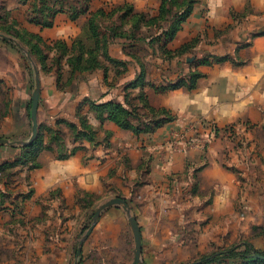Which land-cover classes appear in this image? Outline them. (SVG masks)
Segmentation results:
<instances>
[{
    "label": "rangeland",
    "instance_id": "rangeland-1",
    "mask_svg": "<svg viewBox=\"0 0 264 264\" xmlns=\"http://www.w3.org/2000/svg\"><path fill=\"white\" fill-rule=\"evenodd\" d=\"M198 2L0 0V139L7 140L0 144L7 151L5 159L0 155V264H133L131 217L140 229L144 264H205L245 251L249 260H262L255 255L264 256V129L254 135L239 125L193 121L155 144L162 163L180 152L207 155L215 147L232 179L231 203L211 205L218 191L209 183L199 189L203 168L187 161L183 174L164 181L185 183L167 193H182L188 205L166 198L158 207L160 223L146 220L152 207L138 198L141 188L163 180L154 156L135 164L124 157L117 171L109 166L118 132L155 137L178 119L161 97L193 91L197 69L224 60L196 59L199 36L177 43ZM99 149L107 165L100 180L80 175L78 163L68 170L69 161H94ZM38 183L52 188L42 191ZM116 199L124 203L105 208L95 220ZM156 224L162 229L154 236Z\"/></svg>",
    "mask_w": 264,
    "mask_h": 264
},
{
    "label": "crops",
    "instance_id": "crops-1",
    "mask_svg": "<svg viewBox=\"0 0 264 264\" xmlns=\"http://www.w3.org/2000/svg\"><path fill=\"white\" fill-rule=\"evenodd\" d=\"M233 12L240 14V18H233ZM198 36L200 42L195 49L196 59H211V62L215 58L224 60L199 67L197 71L201 77L193 91L180 89L161 97V105L172 110L178 119L156 131L155 137L141 136L138 139L130 134L118 132L113 139L109 156L111 169L117 171V163H120L121 167L124 166V157L130 158L135 164L139 159L153 155V165L163 177L160 183L147 184L138 192L140 202L152 207L151 217L146 218L147 221L161 222L158 207L164 205L166 198H172L173 195L167 193L170 187H173L174 191L183 190L185 183L173 185L164 179L169 174H183L187 161H191L195 169L203 168L199 189L205 190L206 183H209L214 186L216 192L218 191L216 196H211V205L224 206L231 203V174L221 164L222 161H219L223 157L219 149L214 147L207 155L197 151L187 155L180 152L173 155L169 163L159 160L160 152L156 151L154 145L166 141L172 130H178L193 121L194 124L213 122L220 127L239 125L244 133L252 129L254 135L257 134L256 130L260 131L261 135L264 129V0H199L183 31L178 35L177 43L184 44L190 38ZM112 130L117 132L113 128ZM250 133H246V136H250L252 141H263V137H252ZM0 155L1 159H5L7 151L0 150ZM103 158H106L105 154L99 149L95 153L94 161L82 162L79 158V161H69L66 166L70 170L72 163H78L77 172L80 175L86 178L93 174L94 178L100 180L107 168ZM57 167V164L52 165V169L48 170L51 177L47 182L53 178ZM119 173L120 170L118 175ZM38 184L42 191L52 188L49 183ZM221 189L225 192H220ZM175 196L178 197L180 205H188V202L183 200L182 193ZM194 199V205L200 204L197 195ZM207 202L208 199L205 204ZM200 219V213L195 212L194 222ZM161 229V224L154 225V236Z\"/></svg>",
    "mask_w": 264,
    "mask_h": 264
},
{
    "label": "water",
    "instance_id": "water-1",
    "mask_svg": "<svg viewBox=\"0 0 264 264\" xmlns=\"http://www.w3.org/2000/svg\"><path fill=\"white\" fill-rule=\"evenodd\" d=\"M38 97H39V92H36L34 94V101H33V119H34V137H36L37 135V117H36V111H37V105H38ZM7 143V140H4V139H0V144H5ZM119 203H124L123 200L121 199H116V200H113V201H110L109 203L105 204L104 206H102L96 213V217H95V220L98 219V217L100 216L101 212L113 205V204H119ZM130 221H131V225L133 227V230H134V234H135V239H136V251H135V261L133 264H144L142 259H141V248H142V245H141V234H140V229L138 227V224L135 220V218L131 217L130 218ZM94 227V226H93ZM93 227L90 229V231L87 233V235H89V233H91V231L93 230ZM81 252L82 250L79 249L78 251V255H81ZM255 258L257 259H262L264 260V256L262 255H255ZM76 264H78V262H76Z\"/></svg>",
    "mask_w": 264,
    "mask_h": 264
},
{
    "label": "trees",
    "instance_id": "trees-1",
    "mask_svg": "<svg viewBox=\"0 0 264 264\" xmlns=\"http://www.w3.org/2000/svg\"><path fill=\"white\" fill-rule=\"evenodd\" d=\"M191 10H188L189 13ZM210 61L208 59H203L202 64H209ZM201 77L200 73H194V88L197 86V81ZM249 251L239 252V253H229V254H220L217 257L213 258L209 262L205 264H264L263 260H249L248 258Z\"/></svg>",
    "mask_w": 264,
    "mask_h": 264
}]
</instances>
